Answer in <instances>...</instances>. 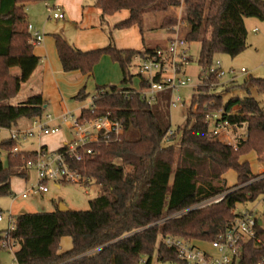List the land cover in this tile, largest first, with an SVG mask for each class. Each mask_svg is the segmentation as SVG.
<instances>
[{
  "label": "trees",
  "instance_id": "obj_1",
  "mask_svg": "<svg viewBox=\"0 0 264 264\" xmlns=\"http://www.w3.org/2000/svg\"><path fill=\"white\" fill-rule=\"evenodd\" d=\"M34 1L0 0V129L11 130L19 120L43 116L40 95L16 106L7 104L38 65L25 9ZM181 4L185 5L181 23L188 27L183 39L188 44L199 42L197 65L205 70L217 55L234 58L246 48L245 19L264 22V0L94 2L102 23L104 17L126 10L129 17L115 28L137 26L140 32L144 15L177 10ZM176 25V19L166 17L161 28L174 33ZM53 38L64 73L90 76L103 55L118 65L122 74L119 86L96 87L91 105L82 109L77 119L92 120L110 113L120 121L123 134L117 141L92 145L93 154L83 162H69L84 179L82 185L94 184L99 190L89 201L88 211L56 209L15 215L10 238L18 247L16 264H152L154 253L157 263L174 264L178 255L166 248L163 238L210 245L223 236L237 216L233 212L237 204L253 202L264 194V178L257 179L245 160L251 153L264 156V109L253 98H231L223 104L221 95L213 93L217 86L210 89L199 85L191 96L184 124L168 135L167 93L159 94L157 101L148 105L129 86L135 76L140 87L146 86L145 77L131 74L132 58L159 48L118 50L110 43L102 49L81 52L60 35ZM12 68H18L20 76L11 74ZM209 83L218 84L219 80L211 76ZM250 84L264 93V79H250ZM83 98V92L75 97ZM219 110L233 128H245L246 136L235 145L222 143L210 131L207 117ZM17 146L18 142L10 139L0 142V151L6 152L0 158V198L13 195L12 177L28 180V165L37 160V152L11 153ZM176 146L179 151L175 155ZM45 151L44 147L39 149L40 153ZM229 171L235 173L236 183L227 188L225 175ZM219 195H223L219 203L190 209ZM63 238L71 240V249L60 252ZM237 264H264V225L256 226L255 238L241 245Z\"/></svg>",
  "mask_w": 264,
  "mask_h": 264
},
{
  "label": "built area",
  "instance_id": "obj_2",
  "mask_svg": "<svg viewBox=\"0 0 264 264\" xmlns=\"http://www.w3.org/2000/svg\"><path fill=\"white\" fill-rule=\"evenodd\" d=\"M62 14H53L51 8H48V19H62ZM27 32L30 35V41L33 46L39 45L43 41V34L34 30L30 25L27 26ZM188 43L177 36H172L165 48L156 49L152 54H144L132 58V66L137 70V74L145 77V87L133 88L139 93L141 99L148 105H153L157 101V96L166 91L176 90L178 87L185 86L189 79L179 80L177 74L185 67L190 59L187 50ZM241 74L246 71L241 69ZM225 73L221 70V64L215 60L213 65L205 70L200 68L198 75V84L193 89L194 92L199 85L208 86L210 89L217 86L216 83H209L211 76L217 78L220 82L221 77ZM232 79L236 73L231 71ZM157 78L155 81L154 79ZM182 104L179 96L170 99L169 107L175 109ZM49 119V117H46ZM64 124H67L71 130V140L63 148L62 151L40 153L37 151V160L33 164H29L28 168L36 172L37 187L33 190L34 194L46 193V183H73L81 184L84 179L73 168L69 162L81 163L87 157L93 154L92 145L108 144L111 141H117L123 134L120 121L112 118L110 113L104 116L79 121L77 117L64 116L62 118ZM208 125L213 136H220L226 130L233 127L227 119L222 116V112H214L207 117ZM57 132L55 128H49L40 119H34L32 126L25 130H10L9 139L18 144L27 138L34 136H48ZM172 131H168V135ZM19 151L18 146L14 147L11 153L15 154ZM6 152L0 151V158L5 156ZM264 163V156L261 158ZM264 178V167L257 179ZM26 194H22L25 198ZM262 197V212L264 213V194ZM223 199V195L216 196L204 202H201L191 210L200 209L211 204L219 203ZM237 216L233 222L227 227L223 236L211 243L209 247L215 252L210 254L195 246L192 242L174 237H165L162 239L163 244L168 249H174L178 255V261L174 264H237L238 254L241 245L255 238V227L263 225L262 221L256 217L252 211H243L236 213ZM7 221V228L2 230V239L0 247L2 249H10L15 246L10 238V233L15 229V215L8 212L5 217L0 212V223ZM261 222L260 225L258 223ZM258 241V240H257ZM142 263V260H140Z\"/></svg>",
  "mask_w": 264,
  "mask_h": 264
},
{
  "label": "rangeland",
  "instance_id": "obj_3",
  "mask_svg": "<svg viewBox=\"0 0 264 264\" xmlns=\"http://www.w3.org/2000/svg\"><path fill=\"white\" fill-rule=\"evenodd\" d=\"M184 9L185 5L181 4L177 10H169L166 13H150L143 16L142 31L140 34L142 43L144 44V50L160 47L169 35L183 38L184 33L188 29L185 24L181 23ZM166 17L177 20L174 33H168L165 29L161 28V23ZM247 20L250 21L246 23L245 27L247 31L246 48L234 58H230L225 54H219L215 57V60L220 62L221 70L225 75L221 77L220 82L214 89L213 93L221 95L223 104L231 98L242 99L250 97L257 101L264 109V93L258 92L257 89L250 84V79H264V22L252 18ZM254 30H257V32ZM199 49V42H192L187 45L190 61L185 67H183L180 73L177 74L179 80L185 81L186 79H189L190 82L171 92H164L167 93L166 111L169 117L171 131H174L177 127H182L184 124V115L190 107L191 96L194 93L193 89L198 84L200 68L197 65V60L199 57ZM97 64L98 62L94 67ZM241 69H244L246 73H239ZM231 71L236 73L234 79H232V75H230ZM131 74H137L135 67H132ZM138 79L139 78L135 76L129 86L138 88ZM107 86H109V84L96 85V87ZM91 96L84 101L85 104L88 103ZM176 96H179L182 99V104L179 107L172 109L169 107V101ZM7 104L9 105L10 102L8 101ZM195 110L196 108L193 106L192 112ZM24 122L25 121L22 120L21 124L25 125ZM11 130L17 129L16 127H13ZM0 136H2V133H0ZM245 136V128L238 127L226 130V132L218 136L217 139L224 144L235 145L239 138H244ZM37 137L38 136H34L32 138H27L25 141H21L18 144V148L20 147L22 150L27 151H35ZM175 143L178 144L177 141H175ZM178 151V147H174L175 155L178 154ZM261 158H258L254 153L245 157V160L250 164V169L253 175H258L263 170L264 163L261 161ZM235 183L236 175L234 172L229 171L225 175V184L227 188H230ZM11 187L13 195L11 197L0 198V212L3 217H5L8 212L17 215L21 210L27 213H50L56 209L58 210L60 205L66 207L68 211L86 212L89 210V201L94 199L99 193L98 188L94 184L81 185L48 182L46 183V193L34 194L33 190L37 187L36 172L34 170H30V176L27 181L19 179L12 180ZM22 194H26V197L22 198ZM262 210V197L260 196L253 202L237 204L233 212L239 213L243 211H252L264 225V213ZM6 228L7 221L5 220L0 223V231L5 230ZM67 247H69V239L63 238L60 242V248L64 249ZM199 247L211 251V248H209V245L207 244H202ZM17 249V246H13L7 250H0V264H16L14 253ZM152 264H159L156 262L155 253L153 254Z\"/></svg>",
  "mask_w": 264,
  "mask_h": 264
},
{
  "label": "crops",
  "instance_id": "obj_4",
  "mask_svg": "<svg viewBox=\"0 0 264 264\" xmlns=\"http://www.w3.org/2000/svg\"><path fill=\"white\" fill-rule=\"evenodd\" d=\"M94 2L95 0H36L26 5L28 25L44 37L39 45L33 46V55L38 59V65L29 79L21 84L17 95L9 100V105L16 106L29 97L40 95L44 101L43 116L40 120L47 127L57 129V132L53 135L37 137L35 151L22 150L20 147L19 151L37 152L44 147L47 152H56L64 147L70 142L72 136L71 130L67 124L63 123L62 118L64 116L78 117L82 109L88 108L96 85L119 86L122 79L118 65L105 55L101 56L90 76L79 72L64 73L58 59L53 35H60L70 46L81 52L102 49L110 43L118 50L144 51V44L137 26L129 29L115 28L118 23L129 17L128 11L121 10L106 16L102 23L101 11L94 6ZM48 8H51L53 14H62L63 18L48 19ZM249 21L244 20L245 27ZM254 31L257 32V30ZM172 36L169 35L157 48H165ZM10 72L16 76L21 74L18 68H12ZM79 92H83L84 95L81 100L75 99ZM89 96L91 97L85 104L84 101ZM24 121L25 125L21 124L22 120L17 122L15 126L17 130L31 128L33 120ZM0 133H2L0 142L9 139L10 130L0 129ZM15 179L23 180L12 177L10 187L12 180ZM70 249L71 240L69 239V247L60 248V252ZM200 249L215 255L212 249L211 251Z\"/></svg>",
  "mask_w": 264,
  "mask_h": 264
},
{
  "label": "water",
  "instance_id": "obj_5",
  "mask_svg": "<svg viewBox=\"0 0 264 264\" xmlns=\"http://www.w3.org/2000/svg\"><path fill=\"white\" fill-rule=\"evenodd\" d=\"M58 210H59L60 212H66V211H68L67 208L64 207V206H62V205H60V207H59ZM22 213H25V212L22 211L21 214H22ZM260 224H261V222L258 223V225H260Z\"/></svg>",
  "mask_w": 264,
  "mask_h": 264
}]
</instances>
